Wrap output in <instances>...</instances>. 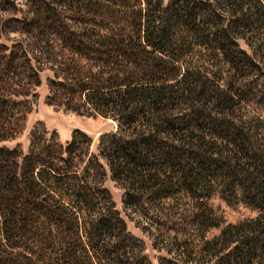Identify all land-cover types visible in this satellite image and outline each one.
Here are the masks:
<instances>
[{"label":"trees","instance_id":"16d2710c","mask_svg":"<svg viewBox=\"0 0 264 264\" xmlns=\"http://www.w3.org/2000/svg\"><path fill=\"white\" fill-rule=\"evenodd\" d=\"M25 1L0 51V264H153L108 172L160 264H264V0ZM44 71L49 105L116 123L96 154L43 122L2 145Z\"/></svg>","mask_w":264,"mask_h":264},{"label":"rangeland","instance_id":"374dc122","mask_svg":"<svg viewBox=\"0 0 264 264\" xmlns=\"http://www.w3.org/2000/svg\"><path fill=\"white\" fill-rule=\"evenodd\" d=\"M167 1L168 0H166V2ZM16 2L13 4L7 2V0H0V6L3 8L0 10L1 52H9L12 49V46H14L13 44L21 38V34L14 31V29L18 26H22V22L19 20L25 16L23 13L26 14L28 12V7L25 5V0H16ZM50 77H52L50 71L40 73L42 84L36 89L37 97L34 99L33 111L28 115L25 130L17 139L4 142L2 145L12 148L17 144H20L23 151L27 153L30 145L29 133L31 129L37 122H43L50 131L56 130L58 132L63 143H65V139L70 138L76 130L87 133L92 138L91 152L96 154L100 135L114 131L116 123L113 120L102 116H78L75 113L66 112L60 107L49 105L47 103V97L49 94L47 79ZM105 186L111 192L116 208L120 211L121 216L127 222L128 229L145 241L146 252L153 264H160L159 258L161 256H166L165 251L154 249L152 241L136 226L134 220L129 217V213L124 209L123 204L124 191L114 180H112L109 172Z\"/></svg>","mask_w":264,"mask_h":264},{"label":"crops","instance_id":"0c3cea01","mask_svg":"<svg viewBox=\"0 0 264 264\" xmlns=\"http://www.w3.org/2000/svg\"><path fill=\"white\" fill-rule=\"evenodd\" d=\"M69 138H66L65 140H68Z\"/></svg>","mask_w":264,"mask_h":264}]
</instances>
